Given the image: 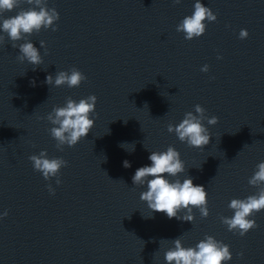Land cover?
Returning <instances> with one entry per match:
<instances>
[{
    "label": "water",
    "instance_id": "obj_1",
    "mask_svg": "<svg viewBox=\"0 0 264 264\" xmlns=\"http://www.w3.org/2000/svg\"><path fill=\"white\" fill-rule=\"evenodd\" d=\"M195 2L46 0L59 15L55 31L42 27L15 42L0 31V264H166L172 239L195 248L205 236L228 245L232 259L222 264H264V209L248 217L257 226L244 236L221 222L234 214L232 199L264 187L248 183L264 161V0H200L216 20L186 40L176 28ZM30 7L19 0L0 22ZM24 42L41 56L35 69L17 59ZM72 68L86 77L78 87L45 82ZM89 95L97 98L93 127L59 150L48 113ZM196 105L218 118L201 121L210 134L201 148L167 131L185 113L198 115ZM169 146L185 171L165 178L204 186L207 217L193 208L191 222L169 219L140 200L146 185L132 176L151 165L150 152ZM41 151L67 161L58 177L33 169L29 156Z\"/></svg>",
    "mask_w": 264,
    "mask_h": 264
},
{
    "label": "clouds",
    "instance_id": "obj_2",
    "mask_svg": "<svg viewBox=\"0 0 264 264\" xmlns=\"http://www.w3.org/2000/svg\"><path fill=\"white\" fill-rule=\"evenodd\" d=\"M29 5H34L28 10H21L14 17L3 19L0 22V31L7 34L8 38L15 42L22 39L24 34H32L34 31L39 32L41 28L48 29L52 27L55 31L54 22L59 19V15L55 8H47L46 0H26ZM180 0H174L179 3ZM19 0H0V13L10 11L18 6ZM38 8V10H36ZM205 20L211 22L216 20V16L208 7H205L200 0H196L194 4V12L190 16H185L177 25V32H183L186 40L194 37H200L205 32ZM248 32L241 29L239 38L245 39ZM3 37H0L2 40ZM13 46L16 47L15 43ZM40 46L44 47V42H40ZM20 55L17 57L21 62L27 61L36 66L42 63L38 49L31 42H24L19 45ZM218 59L220 57H217ZM202 72L208 71V66L201 68ZM86 77L76 68L70 69V72L59 71L53 80L52 75L46 77L45 82L52 86L67 85L69 88L78 87ZM96 96L89 95L82 98L79 102L72 100L70 97L66 99V103L62 107H53L48 113L46 119L54 125L49 129L51 136L57 141L56 147L63 150L61 146L67 145L72 147L79 140L86 137L93 127L94 121L90 119V114L94 113ZM195 113L187 112L184 118L175 127L172 124L167 126L169 133L175 132L177 138L181 142H186L188 146L201 148L209 144L210 134L203 126L201 121L207 120L209 125H215L218 118L213 116L208 118L205 115V109L200 105L195 106ZM148 159L151 165L138 168L132 176L134 185L145 186L146 191L140 193V200L146 202L147 207L152 212H163L169 219L176 218L178 220L191 222L193 220L192 209L198 208L202 217L208 216L207 209V193L204 186L194 185L192 178L188 177L181 183L178 179L169 181L165 178V174L170 177H176L177 174L185 171L184 163L180 159V154L172 146H169L163 152H150ZM29 160L33 164V169L39 171L45 180L50 177H58L59 170L62 166H67V161L62 158H46V153L41 151L39 155L29 156ZM125 168L130 167V162H123ZM257 170L248 183L253 186L264 184V161L260 162ZM151 177V179H149ZM57 185L61 183L59 178L56 180ZM50 193H54L51 185H48ZM228 207L234 211L231 218L221 217V222L227 225L229 231H238L240 236H244L250 229L255 228L256 222L248 219L254 212L264 209V187H259L256 195H250L245 199H232ZM186 210V214L180 216L178 213ZM4 216L7 215L5 211ZM173 248L168 249L164 253L166 264H222V262L232 259L228 245H225L212 236H205L203 240L195 246L182 247L179 237L172 239ZM242 255V253L238 254Z\"/></svg>",
    "mask_w": 264,
    "mask_h": 264
}]
</instances>
